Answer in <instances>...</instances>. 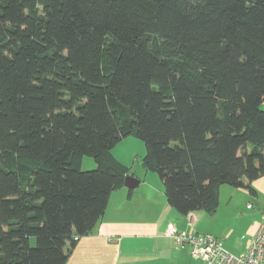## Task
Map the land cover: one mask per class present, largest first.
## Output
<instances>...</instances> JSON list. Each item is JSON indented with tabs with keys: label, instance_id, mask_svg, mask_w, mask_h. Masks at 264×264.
Returning a JSON list of instances; mask_svg holds the SVG:
<instances>
[{
	"label": "trees",
	"instance_id": "trees-1",
	"mask_svg": "<svg viewBox=\"0 0 264 264\" xmlns=\"http://www.w3.org/2000/svg\"><path fill=\"white\" fill-rule=\"evenodd\" d=\"M263 99L264 0H0V264H66L127 136L181 214L255 194Z\"/></svg>",
	"mask_w": 264,
	"mask_h": 264
},
{
	"label": "crops",
	"instance_id": "crops-1",
	"mask_svg": "<svg viewBox=\"0 0 264 264\" xmlns=\"http://www.w3.org/2000/svg\"><path fill=\"white\" fill-rule=\"evenodd\" d=\"M261 108L264 109V99ZM124 147L123 144L120 148ZM120 148L117 153H121ZM131 155L133 158L134 152ZM113 156L128 167L134 166V160L130 162L114 153ZM139 169V174L131 172L140 179L138 186L130 196L126 187L111 192L101 220L89 234L77 239L66 264H205L165 234L168 224L177 230L213 235L235 255L246 252L264 217V177L252 182L255 194L244 188L226 189L229 194L223 201L225 218L212 225L203 210L185 215L169 206L159 178L141 166ZM221 203L220 199L215 214Z\"/></svg>",
	"mask_w": 264,
	"mask_h": 264
},
{
	"label": "built area",
	"instance_id": "built-area-1",
	"mask_svg": "<svg viewBox=\"0 0 264 264\" xmlns=\"http://www.w3.org/2000/svg\"><path fill=\"white\" fill-rule=\"evenodd\" d=\"M165 234L176 245L187 247L192 257L202 259L205 264H264V217L253 233L246 252L238 255L226 250L222 241L210 234L177 230L172 224L166 226Z\"/></svg>",
	"mask_w": 264,
	"mask_h": 264
},
{
	"label": "rangeland",
	"instance_id": "rangeland-1",
	"mask_svg": "<svg viewBox=\"0 0 264 264\" xmlns=\"http://www.w3.org/2000/svg\"><path fill=\"white\" fill-rule=\"evenodd\" d=\"M262 110L264 111V109H262ZM123 144L125 145V147H124V149H121L120 147ZM119 148H120L121 153H117V150ZM111 152H112V154L114 153V154H117V155H119L125 159H129L130 162L132 160H134V166L131 167V165H130L129 169L131 168L132 171L131 170L130 171L133 172L134 174H139V172H140V169H139L140 160L145 154V145H144L142 140H140L134 136H127V137L123 138L121 141H119L115 150H113V148H112ZM132 152H134L133 158L131 155ZM137 155H139V156L137 157ZM94 166H95L94 161H93V158L91 156L85 155L82 157V161H81V165H80L82 170H89V169L94 168ZM151 173H153V175H156L159 178V176L157 175L156 172H151ZM159 180H160V178H159ZM220 187H221V189L219 190ZM231 187L232 186L227 185V184H222L219 186V188H218V201L221 199V202H222L221 207L218 209L216 214H215V212L207 214L208 223L214 225L216 223H220L221 219L225 218L224 217L225 206H224L223 201L228 197V194H229V191L226 189H232ZM163 193H164V188H163ZM250 207H251V205H250ZM250 207H247V208H250ZM235 230H237V226H235ZM251 239H252V237H251ZM250 242H251V240H250Z\"/></svg>",
	"mask_w": 264,
	"mask_h": 264
},
{
	"label": "water",
	"instance_id": "water-1",
	"mask_svg": "<svg viewBox=\"0 0 264 264\" xmlns=\"http://www.w3.org/2000/svg\"><path fill=\"white\" fill-rule=\"evenodd\" d=\"M139 182V178L130 174L126 175L124 178V185L127 189H134L136 186H138Z\"/></svg>",
	"mask_w": 264,
	"mask_h": 264
}]
</instances>
